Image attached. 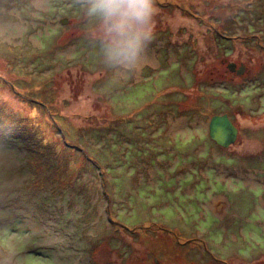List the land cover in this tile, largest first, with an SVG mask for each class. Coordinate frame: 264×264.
<instances>
[{"label": "rangeland", "instance_id": "374dc122", "mask_svg": "<svg viewBox=\"0 0 264 264\" xmlns=\"http://www.w3.org/2000/svg\"><path fill=\"white\" fill-rule=\"evenodd\" d=\"M155 2L156 64L117 80L96 62L77 0H0V140L27 175L0 198V232L25 242V264H264V127L218 148L216 105L197 94L191 111L188 92L191 26L250 29L264 0ZM242 98L261 111L264 95ZM44 144L49 169L30 171L41 157L29 146Z\"/></svg>", "mask_w": 264, "mask_h": 264}, {"label": "flooded vegetation", "instance_id": "af4514ba", "mask_svg": "<svg viewBox=\"0 0 264 264\" xmlns=\"http://www.w3.org/2000/svg\"><path fill=\"white\" fill-rule=\"evenodd\" d=\"M242 25L209 24V27L198 30L191 26L188 33V92L193 96L189 106L191 111L197 108V94L209 107L216 105L218 112L211 114L210 119L225 116L237 132L235 142L230 146L236 144L239 137L248 139V130L264 127V124L257 125L258 119L254 118L264 114V101H260L261 111H258L254 106L256 98L250 101L242 98L244 91L255 96L264 95V23L249 24L250 29L241 28ZM226 85L230 89L226 90ZM219 93H223L220 96L223 100L216 98ZM226 94H229L228 98ZM242 104L247 105V110H243ZM245 112H249V117L243 116ZM238 118L249 120L242 124Z\"/></svg>", "mask_w": 264, "mask_h": 264}, {"label": "clouds", "instance_id": "9594fccd", "mask_svg": "<svg viewBox=\"0 0 264 264\" xmlns=\"http://www.w3.org/2000/svg\"><path fill=\"white\" fill-rule=\"evenodd\" d=\"M157 11L155 0H77V17L87 24L85 35L93 45L96 62L117 80L142 70L155 38ZM25 165V156L0 140V198L12 197L24 190ZM0 240L3 241L0 264H25L20 255L23 240L7 232H0Z\"/></svg>", "mask_w": 264, "mask_h": 264}, {"label": "water", "instance_id": "95a60500", "mask_svg": "<svg viewBox=\"0 0 264 264\" xmlns=\"http://www.w3.org/2000/svg\"><path fill=\"white\" fill-rule=\"evenodd\" d=\"M237 132L229 122L223 117H212L208 123L209 138L221 148H227L235 142Z\"/></svg>", "mask_w": 264, "mask_h": 264}, {"label": "trees", "instance_id": "16d2710c", "mask_svg": "<svg viewBox=\"0 0 264 264\" xmlns=\"http://www.w3.org/2000/svg\"><path fill=\"white\" fill-rule=\"evenodd\" d=\"M33 135V138H35V135L32 133ZM46 148L47 149H50V146L49 145H46L44 144L42 150H36V149H32L31 146H29L28 148V153H29V158H37V157H41L39 160L37 161H33V160H29L30 162V165L31 166H28L30 171H32V169H34V171L37 169V170H40L39 168H37V166L39 167L40 165L41 166H45L46 168L49 169V166L46 164L45 160H46V155H41V152H45L46 151ZM88 161H90V159H87ZM40 161V162H39ZM86 161V159H85ZM39 171H37L36 173H38Z\"/></svg>", "mask_w": 264, "mask_h": 264}, {"label": "bare ground", "instance_id": "6f19581e", "mask_svg": "<svg viewBox=\"0 0 264 264\" xmlns=\"http://www.w3.org/2000/svg\"><path fill=\"white\" fill-rule=\"evenodd\" d=\"M154 56L149 50L147 51L146 57H145V63L144 64H154ZM156 64V63H155Z\"/></svg>", "mask_w": 264, "mask_h": 264}]
</instances>
